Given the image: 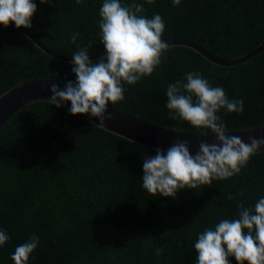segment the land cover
I'll return each mask as SVG.
<instances>
[{"label": "trees", "instance_id": "trees-1", "mask_svg": "<svg viewBox=\"0 0 264 264\" xmlns=\"http://www.w3.org/2000/svg\"><path fill=\"white\" fill-rule=\"evenodd\" d=\"M29 30L51 50L72 56L87 47L104 51L99 10L103 0H33ZM142 4L147 18L165 22V42L194 41L223 59L238 58L264 42V0H120ZM77 35L71 43V36ZM98 59L92 60L96 61ZM198 72L229 100H243L242 113L221 109L227 131L264 126V51L233 66L175 45L154 72L123 84L124 99L110 104L161 127L207 133L169 119L167 86ZM33 79L76 80L71 61L39 48L23 32L0 25V96ZM64 106L35 101L0 130V264H14L15 248L39 237L27 264H196L194 244L205 228L238 218V203L254 208L264 198V151L239 174L184 189L175 199L143 188V160L155 149L94 127ZM229 194L234 198L228 199ZM156 248H163L156 255ZM229 264H236L229 257Z\"/></svg>", "mask_w": 264, "mask_h": 264}, {"label": "clouds", "instance_id": "clouds-1", "mask_svg": "<svg viewBox=\"0 0 264 264\" xmlns=\"http://www.w3.org/2000/svg\"><path fill=\"white\" fill-rule=\"evenodd\" d=\"M81 2L76 0V4ZM180 2L173 0V6ZM40 3L51 6L52 0ZM36 10L33 0H0V25L7 28L12 23L16 28L30 29ZM144 11L142 4L122 6L120 0H103L99 35L106 54L92 61L87 47L75 52L71 61L75 82L68 81L63 89L53 83L47 103L60 108L70 102L71 115L90 114L99 121L93 126L104 129L105 121L113 118L111 114L105 115L107 106L124 99L123 84L135 85L142 77L150 76L168 50L162 39L164 19L159 14L147 18ZM77 35L71 36V43L76 42ZM185 81L177 80L167 86L169 119L207 129V133L215 134L217 142H201L195 154L190 153L186 140H177L167 150L157 147L154 156L143 160V188L153 196L159 193L175 199L180 190L227 180L239 174L258 149L264 147V138L249 136L245 143L240 136L228 135L227 125L217 115L221 109L242 113L243 100H229L222 87H213L195 71L187 73ZM233 198L229 194L228 199ZM237 207L238 218L222 219L198 234L194 244L196 264H229V257H234L236 264H264V198L254 208L243 202ZM9 239L0 230V246ZM38 244L39 237L31 236L15 248L11 260L14 264H27ZM155 251L159 256L164 250Z\"/></svg>", "mask_w": 264, "mask_h": 264}, {"label": "water", "instance_id": "water-1", "mask_svg": "<svg viewBox=\"0 0 264 264\" xmlns=\"http://www.w3.org/2000/svg\"><path fill=\"white\" fill-rule=\"evenodd\" d=\"M14 29L23 32L28 36L39 48L44 52L62 60L72 61V56L63 55L57 53L44 44H42L29 30L21 27L16 28L12 23L9 24ZM169 47L175 45L188 46L200 54H202L208 60L215 62L223 66H233L258 55L264 51V42L250 52L235 58V59H223L220 58L200 44L186 39H176L166 42ZM105 50L95 55H90V60L99 59L104 56ZM55 83L59 85L60 89H63L67 82L53 79H33L27 82H23L0 96V130L6 124V122L19 111L21 108L35 102L46 101L50 99L52 93L50 91L51 85ZM62 106L69 109L71 107L70 102L64 103ZM112 115V120L105 121V130L112 132L116 135L124 137L133 142L156 149L157 147L167 150L177 140H186L188 142V148L190 153L195 154L198 151V145L201 142H207L208 144L216 143L215 134L212 133H195L188 131L173 130L159 125L153 124L141 117L130 114L120 108L108 105L105 115ZM80 118L87 119L93 123H99L97 118L92 117L90 114L78 115ZM228 135L240 136L245 143L248 142V137L253 136L256 138H264V126L247 128L242 130L228 131ZM264 151V147L258 149L257 152Z\"/></svg>", "mask_w": 264, "mask_h": 264}]
</instances>
